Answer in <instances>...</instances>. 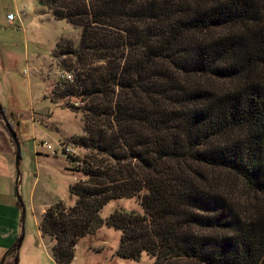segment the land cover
I'll return each mask as SVG.
<instances>
[{"label":"trees","instance_id":"16d2710c","mask_svg":"<svg viewBox=\"0 0 264 264\" xmlns=\"http://www.w3.org/2000/svg\"><path fill=\"white\" fill-rule=\"evenodd\" d=\"M35 1L80 29L77 46H56L75 72L50 98L82 113L73 143L89 151L66 154L82 175L68 186L73 203L57 200L40 218L52 259L71 264L78 241L106 226L130 260L264 264V211L243 216L223 191L181 172L187 160L226 169L264 196V0ZM187 75L227 82L213 89ZM122 198L142 212L101 217ZM19 244L1 264H17Z\"/></svg>","mask_w":264,"mask_h":264},{"label":"rangeland","instance_id":"374dc122","mask_svg":"<svg viewBox=\"0 0 264 264\" xmlns=\"http://www.w3.org/2000/svg\"><path fill=\"white\" fill-rule=\"evenodd\" d=\"M42 6L35 0H0V59L2 61L0 101L4 105L2 118L11 125L18 121L15 132L20 144L19 179L16 183L14 145L4 126L0 128V204L14 200L20 206L17 216L4 213L0 223L16 227L21 238L17 247V264H54L50 255L52 242L43 236L38 228L40 218L49 205L62 200L67 206L73 203L68 194V186L82 175L76 170V162L66 157L63 148L70 146L73 156L83 160L89 154L85 148L76 146L74 140L83 134L84 120L80 111L68 107L67 100L54 103L50 96L56 87L60 71L68 70L64 60L69 57H54L57 44L77 46L80 29L65 21L46 19L52 17L49 10L43 9L45 16L36 19ZM23 11L28 22L9 25L7 14ZM27 29L23 35L22 29ZM56 35L60 36L56 39ZM30 37V40L27 39ZM42 39V40H41ZM11 54L19 57L10 56ZM7 52V53H6ZM23 52L30 57L25 58ZM35 56L36 67L31 66ZM38 62L40 65H38ZM4 73V75H3ZM189 84L200 83L216 89L224 87L227 81L199 75L183 76ZM16 97L17 105H12L11 97ZM75 105L82 104L78 99H69ZM32 117V118H31ZM12 125V126H14ZM17 129V130H16ZM5 136V137H4ZM50 144L52 149L42 146ZM55 150V153H54ZM181 172L190 181H204L214 189L223 191L231 199L236 211L246 216L255 210L264 211V196L249 188L241 177L226 169L198 165L191 160L181 163ZM9 192L11 194L9 195ZM20 199H19V198ZM142 212L136 198L116 199L106 204L100 212L105 218L115 208ZM1 213V210H0ZM23 216V222H21ZM120 231L102 226L95 234L81 238L75 246L72 264H154V259L142 253L137 260H130L117 254ZM198 264V263H197Z\"/></svg>","mask_w":264,"mask_h":264},{"label":"crops","instance_id":"0c3cea01","mask_svg":"<svg viewBox=\"0 0 264 264\" xmlns=\"http://www.w3.org/2000/svg\"><path fill=\"white\" fill-rule=\"evenodd\" d=\"M37 3V2H36ZM43 9H46V8H44V7H42ZM41 10L40 11V14H37L36 16H34L36 19H40V22L41 23H43L44 21L42 20V18H39V17H43V16H45L44 15V13H41V12H43L44 10ZM46 11H47V9H46ZM8 14H12V13H8ZM7 14V15H8ZM13 15V21H12V23L10 24V23H8L9 25H14L15 23H14V21L16 20V16L18 17V15H19V17H20V19L18 18L17 20L19 21V24H21L22 25V27H23V24H25L26 22H28V20H27V18L25 17V15H24V13H23V11H19L18 12V14H12ZM51 19H53V18H49V19H46V21H50ZM53 20H55V19H53ZM8 21V20H7ZM57 21H61V20H57ZM31 23V21H29L28 22V25ZM22 33H23V35H25L26 33H27V29L25 28H23L22 30ZM60 38V36H58V35H56V41H57V39H59ZM27 39L28 40H30V37H27ZM42 40V39H41ZM7 53V52H6ZM7 54H9V57L10 56H13V57H19V56H17L16 54H15V52L13 53V54H11V49L8 51V53ZM23 56L25 57V58H27V57H30L29 55H28V53H25V52H23ZM31 58H32V63H31V66H29L30 68H32L34 71L35 70H38L39 71V67L37 68L36 67V60H34L35 59V56H31ZM38 65H40V63L38 62ZM0 69H3V67H2V61H1V59H0ZM1 70H0V84L2 83V82H4V80L2 81V79H3V76L1 75ZM3 75H4V73H3ZM17 98L16 97H11L9 100H10V102L12 103V105L14 106V105H17V101L18 100H16ZM0 107H1V110H0V128L2 127V126H4V122H3V120H2V111L4 110V105L1 103V101H0ZM32 118V117H31ZM15 123V125L12 123V125H14V126H12V128H14L15 129V127L17 128L18 127V121H16V122H14ZM17 130V129H16ZM5 137V136H4ZM11 194V192H9V195ZM19 209H20V206H15V204H14V200H11V201H9L8 199H7V203H3L2 205L0 204V210H1V213H0V215L3 217V215H4V213H8L9 215H11V217L12 216H17L18 215V211H19ZM0 216V219H2V217ZM19 235V231L17 230V228L16 227H12V226H10V227H8V226H6L5 228H3V226L1 225V223H0V264H1V260H2V258H3V256L5 255V253L10 249V248H12V247H15L16 246V244L17 243H15V238H16V236H18ZM11 261H12V257H6V259H5V262H4V264H10L11 263ZM73 262V261H72ZM72 264V263H71Z\"/></svg>","mask_w":264,"mask_h":264},{"label":"water","instance_id":"95a60500","mask_svg":"<svg viewBox=\"0 0 264 264\" xmlns=\"http://www.w3.org/2000/svg\"><path fill=\"white\" fill-rule=\"evenodd\" d=\"M3 122H4V127L7 130V133L14 145V158H15V169H16V183L18 182L19 179V162L21 159V154H20V144H19V140L17 138L16 132L15 130L12 128L11 124L9 122H7V120H5V118H2ZM19 198V197H18ZM20 199V198H19ZM21 222H23V216H21ZM21 241V238H19L18 242L16 245H18Z\"/></svg>","mask_w":264,"mask_h":264},{"label":"built area","instance_id":"2783aa9c","mask_svg":"<svg viewBox=\"0 0 264 264\" xmlns=\"http://www.w3.org/2000/svg\"><path fill=\"white\" fill-rule=\"evenodd\" d=\"M7 20L8 23H12L13 21V15L12 14H8L7 15ZM58 79L59 80H64V81H72L73 80V74L70 71H60L58 74ZM42 146L46 147L47 149H52L50 144H47L46 142L41 144ZM63 152H65V154H74V150L70 147V146H65L63 148ZM55 153V150H54ZM54 264H58L57 262L54 261Z\"/></svg>","mask_w":264,"mask_h":264}]
</instances>
